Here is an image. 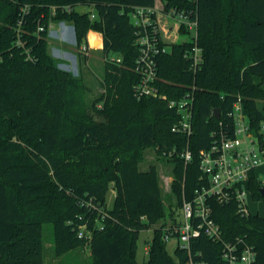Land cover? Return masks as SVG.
I'll return each instance as SVG.
<instances>
[{
  "label": "trees",
  "instance_id": "trees-1",
  "mask_svg": "<svg viewBox=\"0 0 264 264\" xmlns=\"http://www.w3.org/2000/svg\"><path fill=\"white\" fill-rule=\"evenodd\" d=\"M156 1L0 0V264H43L41 235L48 223L56 255L88 243L92 264H190L191 255L225 264L222 245L205 236L192 241L190 252L177 246L170 254L162 227L153 228L148 260L138 262L140 233L166 214L156 166L143 171L139 163L148 148L172 157V190L180 208L183 195L190 199L200 182L201 151L210 147L221 122L223 129L232 124L239 97L252 127L259 128L264 0H161L166 12L193 10L203 62L195 71L185 57L191 42L170 44L157 58L155 83L166 99L138 100L134 66L140 29L130 12ZM79 5L92 7L95 19L92 11L78 12ZM51 18L73 23L78 48L97 31L106 57L122 59L121 64L107 60L105 94L90 102L84 78L57 67L47 42ZM39 24L45 28L36 35ZM188 93L194 98L190 137L172 131L181 115L168 104ZM187 148L189 165L180 157ZM263 186L253 172L247 182L253 201L264 200ZM110 190L115 191L111 208ZM211 203L223 240H246L254 246L256 264H264V218L242 216L235 203ZM82 226L89 237L79 238Z\"/></svg>",
  "mask_w": 264,
  "mask_h": 264
},
{
  "label": "built area",
  "instance_id": "built-area-1",
  "mask_svg": "<svg viewBox=\"0 0 264 264\" xmlns=\"http://www.w3.org/2000/svg\"><path fill=\"white\" fill-rule=\"evenodd\" d=\"M196 2V0H192ZM69 9V8H68ZM70 10V9H69ZM177 22L178 26L186 29L188 42L192 47L185 57L192 62L196 71L203 62V51L198 44V21L193 17V10L172 9L166 12L157 5L135 7L130 12L132 23L139 28V55L135 61L134 70L139 75V82L134 87V95L138 100L147 97L166 99L160 95L155 83L157 81V58L169 51V43L162 37L163 28L159 16ZM91 19H95L92 13ZM91 42L83 44L81 51H88ZM115 64H121L122 59L115 56L107 59ZM193 101L191 93L180 100H169L170 108H175L181 115L180 120L173 126L172 131L190 137L193 134ZM232 124L212 134L213 140L209 148L200 153L201 179L195 187L190 199L183 195L180 207L182 219L174 218L172 224L162 228L163 240L168 243L171 238L178 240V247L191 251L192 241L202 236L214 243L222 245V260L225 264H256L254 246L244 239L231 242L224 241L220 226L213 219L212 200L220 204L235 203L242 216L251 215L249 200L252 194L247 187L250 175L264 164V120L258 129L252 127L250 118L245 113L242 99L239 97L231 112ZM186 165L192 162V153L187 148L180 153ZM264 184V182H263ZM264 188V186L262 187ZM79 238H86V227H80ZM148 242L145 250L149 252ZM190 264H206L202 260L190 257Z\"/></svg>",
  "mask_w": 264,
  "mask_h": 264
},
{
  "label": "rangeland",
  "instance_id": "rangeland-1",
  "mask_svg": "<svg viewBox=\"0 0 264 264\" xmlns=\"http://www.w3.org/2000/svg\"><path fill=\"white\" fill-rule=\"evenodd\" d=\"M156 2L158 8L163 10L164 3H161V0H157ZM76 10L80 13L90 11L94 13V9L90 6L79 5L76 7ZM161 18L162 23L164 22L163 26L166 29L162 32V37H165L167 43L172 44L176 41L182 42L189 39V36L180 37V34H182V27L178 26L177 22L169 20L167 24V19L160 15L159 19ZM49 24L50 25L47 29L48 49L52 57L55 58L57 67L70 72L75 77L84 78L90 88L88 93V99L90 102L94 98L105 94L106 88L103 80L105 68L107 66V59L109 57H115L116 54L110 53L106 57L103 53L102 34L97 31H90L87 40L89 43L91 42V48L88 51H81L76 45L75 29L72 22H60L51 18ZM68 26H72L73 30ZM44 28L45 27L42 24H39L35 32L36 35H38L39 32L44 31ZM258 101L261 102L262 100L259 99ZM94 118L100 122L105 121V117L100 115L95 114ZM151 165H155L157 168L166 214L165 217L154 224L151 229L144 230L140 233L137 243L138 262L148 260V253H146L145 248L148 242H151L153 239V228L168 227L174 221L173 218H178L179 220L182 219V210L176 207L178 205V200L172 190V184L174 181V162L172 157L158 155L155 149L148 148L143 152V158L139 163V167L144 171L149 169ZM255 176L257 179L264 182V164L256 169ZM113 191L114 190H110L107 194V205L109 208L113 206L114 202ZM248 204L252 214L264 218V200H249ZM172 213L174 214L173 217ZM81 217L82 216H80V218ZM88 235L89 232H87V236ZM41 239L43 247V264H92L88 243H85V245L79 248L65 252L64 254L56 255L53 226L50 223L43 225ZM177 246L178 240L175 237L171 238L167 243L168 252L173 254Z\"/></svg>",
  "mask_w": 264,
  "mask_h": 264
},
{
  "label": "crops",
  "instance_id": "crops-1",
  "mask_svg": "<svg viewBox=\"0 0 264 264\" xmlns=\"http://www.w3.org/2000/svg\"><path fill=\"white\" fill-rule=\"evenodd\" d=\"M162 18L160 19V24H161V27L163 28V30L165 31L166 29L164 28V26H163V23H162ZM166 22V21H165ZM168 22H169V20H167V24H168ZM69 28H71V30H73V27L72 26H68ZM182 36H186V35H182V34H180V37H182ZM187 40H184V41H176L175 43H184V42H186ZM102 46H103V44H102ZM113 193H114V198H115V191H113Z\"/></svg>",
  "mask_w": 264,
  "mask_h": 264
},
{
  "label": "water",
  "instance_id": "water-1",
  "mask_svg": "<svg viewBox=\"0 0 264 264\" xmlns=\"http://www.w3.org/2000/svg\"><path fill=\"white\" fill-rule=\"evenodd\" d=\"M215 117H216L217 119L220 118V109H216V110H215ZM260 193H261L262 197H264V188H261V189H260Z\"/></svg>",
  "mask_w": 264,
  "mask_h": 264
}]
</instances>
